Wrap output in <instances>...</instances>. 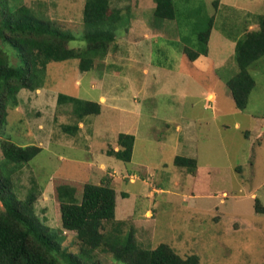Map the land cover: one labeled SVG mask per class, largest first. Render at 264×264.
Returning a JSON list of instances; mask_svg holds the SVG:
<instances>
[{
  "label": "rangeland",
  "instance_id": "obj_1",
  "mask_svg": "<svg viewBox=\"0 0 264 264\" xmlns=\"http://www.w3.org/2000/svg\"><path fill=\"white\" fill-rule=\"evenodd\" d=\"M173 1L176 18L162 20L153 15V0H111L125 19L106 57L87 72L78 60L51 62L39 90H21L18 106L7 105L4 136L41 151L14 171L3 168L0 154V174L11 178L20 200L34 188L35 218L68 253L80 247L75 233L62 229L54 188L108 183L116 192L115 219L133 228L142 248L166 244L199 264H264V214L255 211V199L264 207V57L248 68L255 85L244 110L226 87L238 71L236 41L258 28L264 0ZM84 3L0 0V17L25 6L79 38ZM212 16L202 70L183 50L197 49V33ZM58 95L95 103L106 95L109 103L80 122L71 105L57 104ZM76 124L84 129L63 132ZM120 133L135 136L128 163L105 155L116 150ZM176 156L195 159L197 168L177 167ZM92 256L96 264H119L99 250Z\"/></svg>",
  "mask_w": 264,
  "mask_h": 264
},
{
  "label": "trees",
  "instance_id": "obj_2",
  "mask_svg": "<svg viewBox=\"0 0 264 264\" xmlns=\"http://www.w3.org/2000/svg\"><path fill=\"white\" fill-rule=\"evenodd\" d=\"M153 15L157 19L174 20L177 16L173 0H153ZM111 0H85L82 21L83 34L77 38L59 28L54 22L36 18L28 8L20 6L13 14L0 17V154L3 168L14 171L27 164L41 148L20 146L4 136L7 105L18 106L21 90L41 88L46 66L51 62L78 60L81 72L92 69L96 59H104L117 39V26L125 14L111 7ZM213 16L206 28L197 33L196 50L185 48L183 53L190 62L200 55L207 56V45L213 28ZM257 29L246 30L235 45L237 73L226 82V87L238 110L247 107L249 95L255 85L248 68L264 57V10L257 17ZM84 42L83 48H70V42ZM12 49L10 53L7 49ZM16 58L13 63L11 58ZM57 104L72 106V113L82 122L86 116L99 115L98 103L58 95ZM63 132L76 133L77 124L65 125ZM117 151L106 155L128 163L131 161L134 136L119 134ZM177 167L197 168L196 160L176 156ZM54 198L60 211L62 229L75 233L80 247L78 254L68 253L51 239L33 214L36 200L33 188L24 200L12 192L10 177L0 174V264H96L92 253L99 250L111 255L119 264H199L195 255L182 258L168 245L155 249L142 248L135 239L133 228L126 221L115 219L116 192L108 183L78 184L61 182L54 188ZM255 211L264 214V207L255 199Z\"/></svg>",
  "mask_w": 264,
  "mask_h": 264
},
{
  "label": "crops",
  "instance_id": "obj_3",
  "mask_svg": "<svg viewBox=\"0 0 264 264\" xmlns=\"http://www.w3.org/2000/svg\"><path fill=\"white\" fill-rule=\"evenodd\" d=\"M146 35V34H145ZM205 60H206V58H203V57H201V56H199L195 61H193L192 62V64H194V65H198V69H206L207 67H208V64H207V62L206 63H204L205 62ZM201 62V63H200ZM200 63V64H199ZM76 83H79V81H77ZM106 95H101L100 97H99V99H98V104L101 106V108L104 106V105H107L108 103H109V99H108V97H105ZM210 96H212V99L214 98V95L213 94H209L208 96H207V99L209 98L210 99ZM84 129V127L81 125V127L80 126H78V130H77V132H79V131H81V130H83ZM121 134V133H120ZM123 134V133H122ZM119 135V134H118ZM118 137V136H117ZM117 140V139H116ZM134 144H135V136H134ZM117 145V144H116ZM133 148H134V146H133ZM119 149V147H117L116 148V150L115 151H117ZM133 153V152H132ZM106 155V154H105ZM107 156V155H106ZM109 157V156H108ZM111 158H113V157H111ZM132 158V157H131ZM105 165V164H104ZM107 167H105V166H103L105 169L106 168H108V165H106ZM100 167V166H99ZM99 170L100 171H102V169L101 168H99ZM111 177H115V175H110ZM130 178H132V177H130ZM225 195V193L223 194V196Z\"/></svg>",
  "mask_w": 264,
  "mask_h": 264
},
{
  "label": "bare ground",
  "instance_id": "obj_4",
  "mask_svg": "<svg viewBox=\"0 0 264 264\" xmlns=\"http://www.w3.org/2000/svg\"><path fill=\"white\" fill-rule=\"evenodd\" d=\"M210 98H212V96H210Z\"/></svg>",
  "mask_w": 264,
  "mask_h": 264
}]
</instances>
